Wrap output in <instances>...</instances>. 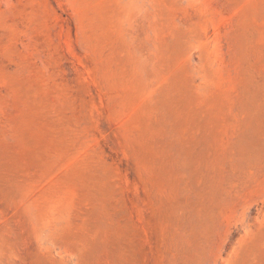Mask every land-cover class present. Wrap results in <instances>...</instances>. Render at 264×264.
I'll return each instance as SVG.
<instances>
[{"label": "rangeland", "instance_id": "1", "mask_svg": "<svg viewBox=\"0 0 264 264\" xmlns=\"http://www.w3.org/2000/svg\"><path fill=\"white\" fill-rule=\"evenodd\" d=\"M0 264H264V0H0Z\"/></svg>", "mask_w": 264, "mask_h": 264}]
</instances>
